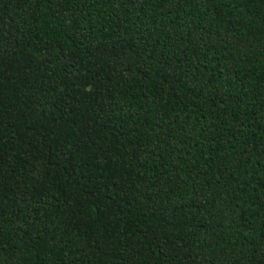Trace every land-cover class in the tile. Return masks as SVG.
Returning <instances> with one entry per match:
<instances>
[{
	"label": "trees",
	"instance_id": "16d2710c",
	"mask_svg": "<svg viewBox=\"0 0 264 264\" xmlns=\"http://www.w3.org/2000/svg\"><path fill=\"white\" fill-rule=\"evenodd\" d=\"M0 264H264V0H0Z\"/></svg>",
	"mask_w": 264,
	"mask_h": 264
}]
</instances>
